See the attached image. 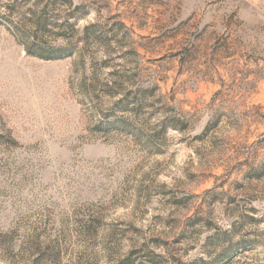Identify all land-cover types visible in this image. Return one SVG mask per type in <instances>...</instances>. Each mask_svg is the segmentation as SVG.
<instances>
[{"label":"rangeland","instance_id":"374dc122","mask_svg":"<svg viewBox=\"0 0 264 264\" xmlns=\"http://www.w3.org/2000/svg\"><path fill=\"white\" fill-rule=\"evenodd\" d=\"M46 3L0 0V264H264V0H50L49 61Z\"/></svg>","mask_w":264,"mask_h":264},{"label":"trees","instance_id":"16d2710c","mask_svg":"<svg viewBox=\"0 0 264 264\" xmlns=\"http://www.w3.org/2000/svg\"><path fill=\"white\" fill-rule=\"evenodd\" d=\"M46 4L41 7L38 11L36 4L33 5V9H29V19L27 21L30 23L31 28L33 31L29 35L31 41L28 42L27 37L28 32L23 31L20 34L19 41H21L22 45L25 48V51L28 55L35 56L42 60H57L60 58H64L66 56H70L73 52L72 45L69 44V40L65 38V35L62 33L63 31L58 32L55 34V37L64 38L65 44L63 46H52L50 42H47L42 39L43 33L49 30L52 31L53 28H61V30L71 29L74 24L68 23V19H65V22L61 25L57 23L49 24L50 22L47 18L49 12L48 8L52 7V3H49L50 0H46ZM1 19L4 18V15L0 16ZM54 22V21H53ZM51 30H50V29ZM87 29V28H86Z\"/></svg>","mask_w":264,"mask_h":264}]
</instances>
